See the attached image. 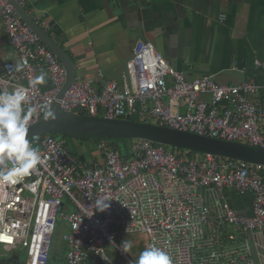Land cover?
I'll list each match as a JSON object with an SVG mask.
<instances>
[{"label": "built area", "instance_id": "built-area-1", "mask_svg": "<svg viewBox=\"0 0 264 264\" xmlns=\"http://www.w3.org/2000/svg\"><path fill=\"white\" fill-rule=\"evenodd\" d=\"M26 7L28 0H16ZM226 14L221 15V20ZM40 27L42 22L35 19ZM0 23L19 54L6 62L0 92L27 90L28 128L53 106L67 70L20 17L0 0ZM264 76V61L256 60ZM43 73L45 82L29 81ZM122 84L99 87L95 76L76 75L60 100L66 112L139 121L264 147V82L194 79L156 46L138 39ZM41 160L21 179L0 181V246L26 249L24 264H49L59 219L67 264H135L116 243L120 232H143L172 264H264L263 166L212 154L178 151L146 139L130 142L129 156L97 141L94 158L81 160L52 134L28 138ZM250 194L252 213H240L225 192ZM110 207L96 208L103 199ZM114 245L115 252L110 253Z\"/></svg>", "mask_w": 264, "mask_h": 264}, {"label": "crops", "instance_id": "crops-1", "mask_svg": "<svg viewBox=\"0 0 264 264\" xmlns=\"http://www.w3.org/2000/svg\"><path fill=\"white\" fill-rule=\"evenodd\" d=\"M96 5L95 0H28L26 6L44 29L54 31L51 36L73 59L77 75L95 76L99 87L110 81L122 84L138 39L152 42L189 79L210 74L228 85L250 78L264 82L256 65V60L264 61V0H187L181 22L168 30L151 26L146 31L134 21L97 18ZM6 62L19 63V54L0 23V69ZM94 156L89 160H97ZM225 194L240 213H252L250 194ZM4 250L0 264L21 251Z\"/></svg>", "mask_w": 264, "mask_h": 264}, {"label": "water", "instance_id": "water-1", "mask_svg": "<svg viewBox=\"0 0 264 264\" xmlns=\"http://www.w3.org/2000/svg\"><path fill=\"white\" fill-rule=\"evenodd\" d=\"M22 20L51 49L67 70V79L57 100L50 110L36 123L28 128L27 138L36 134H56L80 140H117L119 142L133 139H146L157 144H164L175 149L197 153L212 154L223 158L244 161L264 166V147L212 138L210 136L188 131L177 130L168 126L138 121L130 117L109 119L101 116L71 113L61 109L60 100L74 83L77 75L75 62L67 51L56 42L52 34L40 27L30 12L29 7L10 0ZM97 18L104 15L114 21H134L137 29L146 31L154 26L159 29H170L171 24L181 22L179 15L185 12L187 0H95ZM93 10L90 12L92 13ZM185 14L182 15L184 18ZM174 17L172 22H168ZM3 68L0 69V73ZM86 160L84 155H79ZM2 264H24L19 253L2 260Z\"/></svg>", "mask_w": 264, "mask_h": 264}, {"label": "clouds", "instance_id": "clouds-1", "mask_svg": "<svg viewBox=\"0 0 264 264\" xmlns=\"http://www.w3.org/2000/svg\"><path fill=\"white\" fill-rule=\"evenodd\" d=\"M41 73L29 81L31 86L43 84ZM29 102L27 90L17 88L11 92H0V181L11 183L21 179L40 162L41 157L27 138L28 117L25 105ZM109 199L100 200L96 208L103 212L110 207ZM132 243L123 242L122 250L130 253ZM135 264H172L171 257L162 248L150 245L140 252Z\"/></svg>", "mask_w": 264, "mask_h": 264}, {"label": "rangeland", "instance_id": "rangeland-1", "mask_svg": "<svg viewBox=\"0 0 264 264\" xmlns=\"http://www.w3.org/2000/svg\"><path fill=\"white\" fill-rule=\"evenodd\" d=\"M64 139L68 147L74 153H85L87 159H91L92 156L98 155L100 150L97 147V141L94 140H80L74 138H62ZM67 225L61 219L58 221L57 232L55 234L53 250L50 257L49 264H65L66 256H67V245L63 241V234L67 231ZM130 241L132 243V248L130 249V253H126L130 258L135 262L139 257L140 252L143 251L146 247L149 246V238L146 233L137 232V233H123L120 232L116 236V243L122 248L124 241ZM114 245L110 246V253L115 252ZM21 250V260L24 261L27 258L26 249L20 247L18 251ZM4 247L0 246V253L4 252Z\"/></svg>", "mask_w": 264, "mask_h": 264}, {"label": "trees", "instance_id": "trees-1", "mask_svg": "<svg viewBox=\"0 0 264 264\" xmlns=\"http://www.w3.org/2000/svg\"><path fill=\"white\" fill-rule=\"evenodd\" d=\"M131 119L139 121L138 116H135V115L131 116ZM52 135H54V136H56L58 138H61V139L62 138H68L67 136H60V135H56V134H52ZM110 141H112V146H113L114 149L119 150L125 156H129V152H130L129 145H130L131 140H125V141H122V142H119L117 140H110ZM66 144H67V142H66ZM67 146H68V144H67ZM176 150L180 151L181 149H176ZM181 151H185V150H181ZM193 153H195V152L190 151V154H193ZM74 154L77 155V156L80 155V154L75 153V152H74ZM262 173H263V176H264V166H263V169H262Z\"/></svg>", "mask_w": 264, "mask_h": 264}, {"label": "snow or ice", "instance_id": "snow-or-ice-1", "mask_svg": "<svg viewBox=\"0 0 264 264\" xmlns=\"http://www.w3.org/2000/svg\"><path fill=\"white\" fill-rule=\"evenodd\" d=\"M0 239H7V237H0Z\"/></svg>", "mask_w": 264, "mask_h": 264}, {"label": "flooded vegetation", "instance_id": "flooded-vegetation-1", "mask_svg": "<svg viewBox=\"0 0 264 264\" xmlns=\"http://www.w3.org/2000/svg\"><path fill=\"white\" fill-rule=\"evenodd\" d=\"M17 253H19V255L21 256V251H19V252H17Z\"/></svg>", "mask_w": 264, "mask_h": 264}]
</instances>
